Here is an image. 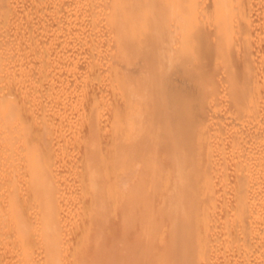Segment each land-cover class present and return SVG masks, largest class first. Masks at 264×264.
<instances>
[{"label": "bare ground", "instance_id": "obj_1", "mask_svg": "<svg viewBox=\"0 0 264 264\" xmlns=\"http://www.w3.org/2000/svg\"><path fill=\"white\" fill-rule=\"evenodd\" d=\"M24 1L0 264H264V0Z\"/></svg>", "mask_w": 264, "mask_h": 264}, {"label": "rangeland", "instance_id": "obj_2", "mask_svg": "<svg viewBox=\"0 0 264 264\" xmlns=\"http://www.w3.org/2000/svg\"><path fill=\"white\" fill-rule=\"evenodd\" d=\"M9 1V0H8ZM17 1V0H10V3H9V5L11 6V4L13 5L12 7H9L8 6V11H5L4 12V15L2 16L3 18H4V20H1V23H0V48H2V50H0V51H6V49L7 48H11V47H16L18 44L17 43H19L18 41V36H19V33L21 34L20 36H23L24 34H25V29H26V27L24 26V27H21V25H23V22H22V24L21 23H17L15 20H16V18L13 16H11V15H13L14 14V10L13 9H15V8H22L21 6H24V4H25V1L23 0H21V2L18 0V2H17V4H18V6H17V4L15 5V2ZM68 1V0H67ZM11 2H13V3H11ZM21 3H23V5H21ZM20 6V7H19ZM24 8V7H23ZM12 9V10H11ZM12 12H13V14H12ZM28 12V14H27V16H29V13H31L29 10L27 11ZM7 15H9V16H7ZM31 16V15H30ZM12 17V18H11ZM28 18V17H27ZM5 20H6V22H5ZM25 21V20H24ZM5 22V23H4ZM13 22H14V24H13ZM4 24V25H3ZM17 25V27H16V25ZM16 27V31H15V27ZM19 27V28H18ZM3 28V29H2ZM18 28V29H17ZM2 29V30H1ZM23 29V30H22ZM3 31V32H2ZM17 33V34H16ZM3 34V35H2ZM18 35V36H17ZM20 38V37H19ZM2 40V41H1ZM20 40H21V38H20ZM17 44V45H16ZM20 44V43H19ZM18 47V46H17ZM4 49V50H3ZM15 50H17L16 48H15ZM220 148H222V145L221 144H218L217 146H215V148H214V152H216V155H215V157H214V160H216V156H217V150H219ZM114 164L113 163H109V164H107V166H105L104 168H105V170H107V171H109L111 168H112V166H113ZM69 166V165H68ZM216 166L217 167H215L214 166V168H213V170L215 171V172H218V164L216 163ZM111 171H112V169H111ZM110 172V171H109ZM214 172V175L216 176V178H217V180H216V178H215V180H214V183L216 184V186H217V184L219 183L218 181H220L221 182V178H218L217 176H218V174L216 175V173ZM219 173V172H218ZM57 174V176H58V174H63V175H60V176H63L64 177V172L63 173H56ZM61 178V177H60ZM219 179V180H218ZM111 182H113L112 180H111ZM115 182V181H114ZM108 183V182H107ZM107 183H105V184H107ZM109 184H110V181H109ZM107 185L106 186V188L105 187H103L102 186V188H104V189H107L106 191L108 192L109 190L108 189H110V191H109V193L111 192V190H112V187L115 185L114 183H113V186H110V185H112V184H110V185ZM220 184V183H219ZM105 186V185H104ZM110 187V188H109ZM102 188H100V189H102ZM81 191V190H80ZM114 190H112V192H113ZM111 194V193H110ZM114 194H117V192L115 193L114 192ZM113 194V195H114ZM112 196V195H111ZM114 197V196H113ZM113 197L111 198L110 197V199H112L113 200ZM112 210H114V208L112 209ZM115 212V210L112 212V214ZM115 222V221H114ZM213 225H214V222H213ZM215 226L216 225H214V228H215ZM120 227H121V224H120ZM115 228V223H112V224H110L109 226H108V229H107V231H108V234L110 233V235L113 233V229ZM206 227L204 226V225H200V226H198V229H200L201 231L202 230H204ZM214 228L212 227V229L214 230ZM211 229V228H210ZM212 231V230H211ZM213 232V231H212ZM213 234H214V236H212V237H215L216 238V240H215V242H213L212 241V239H209L210 241H212L213 243V245H208L209 247H208V253H209V255L210 256H212L213 255V253H214V256H212V257H214L213 259L214 260H216V261H214V263H212L213 261H212V258H209V260H211V263L210 264H220V262H221V260H222V249H220L221 247H220V244H216V241H217V237L215 236V234H217V232H215V230H214V232H213ZM211 236H210V238H212ZM199 238H201V237H199ZM198 238V239H199ZM208 240V239H207ZM206 240V241H207ZM198 242L200 241V239L199 240H197ZM126 242V241H125ZM125 242L123 241V240H118V242H116V244H117V247H119V246H121V245H124L125 244ZM209 244H211L210 242H209ZM207 245V244H206ZM215 245H217L216 247H215ZM210 246H213L214 248H210ZM210 249V250H209ZM217 249V250H216ZM154 250V249H153ZM155 250L157 251L158 250V252H159V249H156L155 248ZM221 250V251H220ZM218 251V252H217ZM153 252V251H152ZM157 252V253H158ZM155 253V252H154ZM199 255H201V253L200 254H198L197 255V257H196V260H197V262H199V260H198V256ZM95 257V256H94ZM93 257V258H94ZM220 257V258H219ZM199 258H201V256L199 257ZM204 259H202L201 258V262H200V264H203L202 263V261H203ZM208 259H207V261H209ZM205 261V260H204ZM210 262V261H209ZM208 262V263H209ZM206 264H207V262H205ZM204 263V264H205ZM198 264V263H197Z\"/></svg>", "mask_w": 264, "mask_h": 264}]
</instances>
